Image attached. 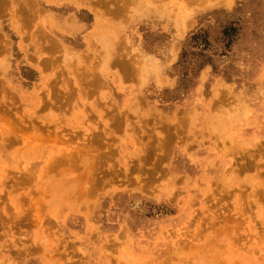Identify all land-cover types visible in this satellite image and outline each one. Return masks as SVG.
Instances as JSON below:
<instances>
[{
	"label": "rangeland",
	"instance_id": "1",
	"mask_svg": "<svg viewBox=\"0 0 264 264\" xmlns=\"http://www.w3.org/2000/svg\"><path fill=\"white\" fill-rule=\"evenodd\" d=\"M103 1L0 0V264H264V0Z\"/></svg>",
	"mask_w": 264,
	"mask_h": 264
},
{
	"label": "bare ground",
	"instance_id": "2",
	"mask_svg": "<svg viewBox=\"0 0 264 264\" xmlns=\"http://www.w3.org/2000/svg\"><path fill=\"white\" fill-rule=\"evenodd\" d=\"M43 1H49V0H38V2L39 3H42ZM72 1H75V0H72ZM81 1H85V0H81ZM95 4V5H93V4ZM105 3H106V1H103V0H87V6H89L91 9H93L95 12H103V7H104V5H105ZM116 3H117V1H116ZM114 4V3H113ZM60 5H62V4H60ZM116 5V4H115ZM117 7V6H116ZM121 6H118V10H115L114 12H115V14L114 13H110V11L108 12V13H110V14H114V15H118V14H116L118 11H120L121 12V9H119ZM32 9H33V11H32V15H38L40 12H42L43 10L42 9H40V8H38V6L36 7V10H35V8L34 7H32ZM68 9H70V5H64V6H60L59 7V10L57 9V7H56V12L59 14V15H61V16H65L64 14H67V12L69 11ZM117 11V12H116ZM119 12V13H120ZM55 13V12H54ZM58 15V16H59ZM55 16H56V14H55ZM67 18L68 17H63V19H62V23H67ZM49 25H51V26H53V27H56L57 25H58V21L56 20V19H51V21H50V23H49ZM39 45H40V47L43 45V44H41L40 42H39ZM49 46V45H48ZM52 47V46H51ZM50 48V47H49ZM86 95V94H85ZM260 112H257L255 115H254V117L252 118V120H248V123H247V125L248 124H250L251 123V121H255L256 119L258 120L260 117H263L264 116V114H259ZM256 115H257V118H256ZM242 126H246V125H241V127ZM3 132H2V135L0 136V138L1 139H4L5 137H6V134H5V131H4V129L2 130ZM4 133V134H3ZM7 139V138H6ZM26 148H27V146H26ZM29 152L31 153V151L29 150ZM77 152V151H76ZM63 155V157H64V159L66 160V159H68V154H66L65 152L64 153H62ZM66 154V155H65ZM243 162H242V164L240 165V167H239V169H238V171L240 172V170H243V171H247V170H252V174H248V175H246V176H244V177H242V180H240V182L239 183H236V184H233V185H226V187L229 189V190H231L232 191V193H233V190L232 189H239L240 188V186L241 185H244L245 187H247V188H250V190H249V192H247L246 194H242V193H240V191H236V192H234L233 194H234V200H233V207H235L234 209H235V211H243V208H245V207H247V205H248V203H255V202H259L260 201V199H263V196L261 195V194H259L257 191H255V189H253L252 187H256L257 185H260V184H262L261 182V178H263L264 177V159L262 158V157H259L258 159L256 158V156L255 155H253L252 153H250V152H248L247 154H245L244 156H243ZM54 160H56L55 158H54V156L49 160V163H50V165H52L51 163H53L54 162ZM64 160V161H65ZM25 161V163L26 164H30V161L28 160L27 161V158H26V160H24ZM67 161V160H66ZM48 165V164H47ZM49 169V168H48ZM213 169L215 170V171H218L219 172V174H221V173H223V166L221 165H215L214 167H213ZM46 172V171H45ZM216 173V172H215ZM140 176V175H139ZM236 176L238 177L239 176V174L237 173L236 174ZM137 178H139V177H137ZM77 179V178H76ZM75 178H74V180L77 182V180H76ZM74 181V182H75ZM42 187V186H41ZM46 187L48 188V187H52V186H45L44 188L46 189ZM54 187V186H53ZM55 189H56V187H54ZM232 188V189H231ZM54 189V190H55ZM75 189V188H74ZM57 190V189H56ZM83 190V189H82ZM40 191V190H39ZM38 191V192H39ZM42 191V190H41ZM228 192H227V190H225L224 191V193L223 194H221L218 190H217V194H218V197L217 198H215V196L213 197V198H215L216 199V202L218 203L219 201L221 202V199H223L225 196H226V194H227ZM204 200V199H203ZM209 212H211V210H208ZM212 212H215V211H213L212 210ZM209 217H213L212 216V214L209 216ZM208 217V215H207V218H209ZM210 218V221L212 222V226L214 225V221L216 220V219H211ZM218 225H216V226H213L212 227V229H213V232H212V235H214V236H217V235H220V234H222L221 233V231L220 230H222L221 228H223V229H225V226H227V225H223V226H219V225H221V224H219V223H217ZM223 224V223H222ZM220 228H219V227ZM216 227L218 228V229H216ZM230 227V226H229ZM234 227H230V229L227 231V230H225V231H227V232H229V231H232V229H233ZM220 229V230H219ZM235 229V228H234ZM215 230H217V231H215ZM200 231V230H199ZM218 231H220V232H218ZM215 233H218V234H215ZM223 233H226V232H223ZM230 233V232H229ZM233 236V232H232V235H231V237ZM234 237V236H233ZM235 238V237H234ZM209 245V244H208ZM204 246H205V244H204ZM207 246V245H206ZM206 246H205V250L207 249L206 248ZM209 247V246H208ZM203 248V247H202ZM209 249V248H208ZM203 250V249H202ZM163 254H165L163 257H164V259L166 258V257H168V256H170L171 255V253H169V252H166V253H163Z\"/></svg>",
	"mask_w": 264,
	"mask_h": 264
}]
</instances>
